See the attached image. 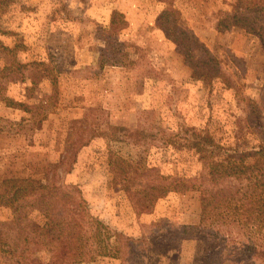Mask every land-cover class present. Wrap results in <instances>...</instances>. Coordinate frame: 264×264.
Segmentation results:
<instances>
[{
    "label": "rangeland",
    "instance_id": "rangeland-1",
    "mask_svg": "<svg viewBox=\"0 0 264 264\" xmlns=\"http://www.w3.org/2000/svg\"><path fill=\"white\" fill-rule=\"evenodd\" d=\"M237 1L0 0V184L66 190L64 214L92 247L97 222L124 236L121 258L78 261L51 252L32 220L18 224L2 206L0 264H264L231 241L203 263L214 243L181 232L198 224L196 192L146 196L140 215L132 200L145 185L197 175L184 140L192 129L264 162V51L241 28L218 30ZM166 7L221 62L232 88L192 77L156 27ZM114 11L127 21L120 30L110 27Z\"/></svg>",
    "mask_w": 264,
    "mask_h": 264
},
{
    "label": "trees",
    "instance_id": "trees-1",
    "mask_svg": "<svg viewBox=\"0 0 264 264\" xmlns=\"http://www.w3.org/2000/svg\"><path fill=\"white\" fill-rule=\"evenodd\" d=\"M179 21L180 14L173 7L162 9L155 19L156 27L174 45L192 77L206 82L220 81L226 88H232L221 62L194 34L180 26ZM126 25L121 13L112 12L110 27L120 30ZM232 27L257 37L264 51V6L260 0H238L232 12L218 22L219 31ZM105 59L102 56V66ZM184 140L187 149L197 157L199 172L190 178L167 179L164 188L148 184L142 191L133 192L137 215L145 212L146 196H154L157 192L160 195L196 192L199 196L198 224L182 228L181 232L186 236L190 231H197L214 243L203 263L217 256L230 241L240 243L238 247L245 258L264 262V162L258 158L248 161L256 153L251 155L239 148H224L210 134L194 129L188 131ZM125 191L130 194L128 187ZM66 197H69L66 190L38 180L9 178L0 184V207H10L18 224L32 220L34 231L51 243V252L72 255L78 261H93L99 257L121 258L118 255L119 239L124 236L97 222L92 238L98 241V246L92 247L90 238L82 236V229H74L69 224L68 216L64 214ZM253 227L256 231L252 232ZM242 232L247 233L245 241L239 239ZM163 242L165 239L158 241ZM133 244L130 239L126 247L134 251L136 247Z\"/></svg>",
    "mask_w": 264,
    "mask_h": 264
},
{
    "label": "crops",
    "instance_id": "crops-1",
    "mask_svg": "<svg viewBox=\"0 0 264 264\" xmlns=\"http://www.w3.org/2000/svg\"><path fill=\"white\" fill-rule=\"evenodd\" d=\"M126 21V20H125ZM127 22V21H126Z\"/></svg>",
    "mask_w": 264,
    "mask_h": 264
}]
</instances>
